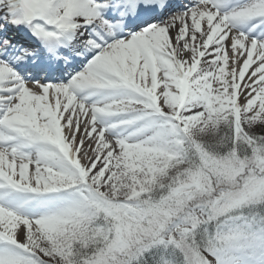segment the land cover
Listing matches in <instances>:
<instances>
[{
	"label": "snow or ice",
	"instance_id": "snow-or-ice-1",
	"mask_svg": "<svg viewBox=\"0 0 264 264\" xmlns=\"http://www.w3.org/2000/svg\"><path fill=\"white\" fill-rule=\"evenodd\" d=\"M0 264H264V0H0Z\"/></svg>",
	"mask_w": 264,
	"mask_h": 264
}]
</instances>
